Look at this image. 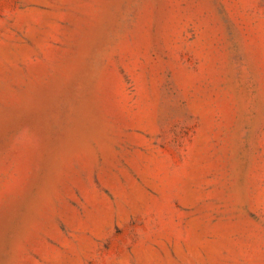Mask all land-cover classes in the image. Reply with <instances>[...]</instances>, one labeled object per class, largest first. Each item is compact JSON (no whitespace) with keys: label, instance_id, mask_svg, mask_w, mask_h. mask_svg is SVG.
Here are the masks:
<instances>
[{"label":"rangeland","instance_id":"obj_1","mask_svg":"<svg viewBox=\"0 0 264 264\" xmlns=\"http://www.w3.org/2000/svg\"><path fill=\"white\" fill-rule=\"evenodd\" d=\"M0 264H264V0H0Z\"/></svg>","mask_w":264,"mask_h":264}]
</instances>
